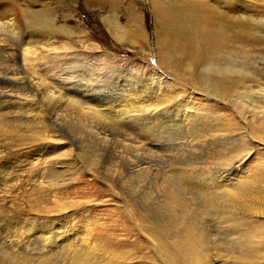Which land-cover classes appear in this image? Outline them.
Segmentation results:
<instances>
[{"label":"rangeland","instance_id":"374dc122","mask_svg":"<svg viewBox=\"0 0 264 264\" xmlns=\"http://www.w3.org/2000/svg\"><path fill=\"white\" fill-rule=\"evenodd\" d=\"M200 2L208 7V20L204 41L193 50L172 38L169 28L159 23L149 0H0V14L15 19L23 36L33 31V39L38 41L34 46L66 45L91 54L106 53L116 62L113 70L119 76L130 74L146 81L154 78L155 71L162 79V88L168 90L165 101L171 100L167 104L173 105L170 117L177 113L176 119L181 121L175 120L177 126L167 133L179 131V125L185 129L181 118L185 112L196 116L194 124H203L205 131H220L192 151L183 147L182 141L167 140V136L161 139L159 130L151 125L143 129L160 139L156 142L116 123L110 130L136 138L140 150L129 148L121 157L99 145L97 162L92 166L87 162V150L93 145L86 142L91 135L85 134L86 141L75 144L77 130L70 129L68 123L62 129L56 125L40 129L38 138L33 137V130L29 131L33 136H24L27 132H23L8 137L7 142L15 146L11 157L30 155L38 160L33 164L38 168L29 179L33 186L25 194L18 193L22 207L17 213L10 209L0 212V253L9 248L7 254L12 258L18 255L15 260L20 264H41L44 255L70 264L73 261L58 255L71 253L66 258H73L69 251L87 245V252L101 264H174L172 252L177 251L181 238L161 230L150 215L159 209L160 180L167 178L165 173L169 171L183 179L179 174L181 162L194 160L202 166L205 161L210 163L206 154L218 149L226 160H210L208 165L224 177L225 190L237 191L231 196L234 209H225L233 214L222 217L235 221L238 232L225 228L232 222L213 224L202 215L208 241L201 246L202 231L194 226L187 229L182 240L189 244L192 261L183 263L193 264L192 254L199 252L205 264H264V0ZM48 29L53 33H44ZM119 76L115 75L117 80ZM129 82L133 83L126 84ZM114 89L102 86L100 93H106L99 98L105 99ZM154 92L153 99H158L160 90ZM115 98L122 99L119 95ZM42 158H48L51 171L57 170L55 183L41 180L39 174L48 172L41 167ZM115 163L116 167L110 169ZM135 165L152 174L142 178L129 175L138 169ZM120 172L126 176L120 178ZM137 186L142 187L136 190ZM146 192L153 199L143 204ZM44 230L55 232L50 244L37 238V232ZM242 233L247 246L240 245ZM28 237L31 242L13 247L17 239ZM236 245L239 247L234 250ZM249 254L256 259L246 256Z\"/></svg>","mask_w":264,"mask_h":264},{"label":"bare ground","instance_id":"6f19581e","mask_svg":"<svg viewBox=\"0 0 264 264\" xmlns=\"http://www.w3.org/2000/svg\"><path fill=\"white\" fill-rule=\"evenodd\" d=\"M149 2L155 9L154 13L159 23L169 28L172 38L179 44H186L187 48L197 50V44L204 41L203 36L208 20L207 5L201 3L200 0H149ZM3 13L0 14V84H3L0 88L1 213V210L10 209V211L15 212V215L17 210L22 207L17 201L21 200L18 193L25 194L27 189L33 186L34 183L29 179L32 177V172L38 168L33 165L38 160L35 161L30 155H18L17 158L11 157L12 149L15 146L13 142L7 141L10 140L8 139L10 136L11 138L12 136L16 137V133L27 132L24 136H33L29 133L33 130L35 135L33 137H37L40 129H47L51 125H56L62 129L65 127L64 123H68L70 129L76 127L77 138L74 141L75 144L79 142L82 144L83 140L86 141L85 134L91 135V138L86 141L93 145L89 146L90 150H87V162L91 166L97 162L99 145L109 147L114 155L118 154L121 157L127 153L129 148L135 151L140 150V142L136 138L132 137L131 139L127 134L119 136L110 130V126L116 123L125 126L129 130L131 128L137 131L139 135L156 142L160 139H156L155 135L148 134L147 130L145 132L143 129L147 127L150 129L151 125L155 130H159L157 134H160L161 139L167 136V140L182 141L183 147L191 148L192 151H197L206 140L212 137L215 138L219 134L220 131L215 128H209L208 131H205L201 122L202 126L199 123L194 124V122H197L194 121L196 116L187 112L181 117L185 129L179 125V131L167 133L169 128L177 126L175 120L178 122L180 120L176 119L177 113L170 117L173 112V105L167 104L171 103V100L165 101V98H169V93H167V89L162 88V79L157 76L155 71L154 78L148 77L146 81L133 78L130 74L128 76L120 74L119 76V74H114L113 70L116 62L109 60L106 53L91 54L86 51L73 50L66 45L43 44L34 46L38 42L33 39L34 32H28L26 36H23L22 33L24 32L15 19L9 18L8 14ZM44 33L50 35L53 31L48 29V32ZM115 75L119 76L118 80ZM126 81L133 82V85L130 82L126 84ZM155 83L160 84L155 86ZM102 86H105V88L115 86L113 92H108V96L105 99L103 97V100L99 98L100 94L106 93L104 90L100 93L99 88L101 89ZM157 89L160 90V93H158L160 95L157 94L158 99H153V93ZM68 94H73L74 97L69 98L67 97ZM116 95H119L122 99L117 101ZM149 96L152 98L150 99ZM112 100H115L116 103ZM149 141L148 143H150ZM80 151H83V149ZM205 158L211 163V161H225L226 155L218 149H212L206 154ZM125 160L130 161L126 158ZM39 161H42L41 167L47 168L48 171L39 174L41 180L42 178L50 179V184L51 180L52 183H55L58 180L57 170L51 171L49 169L48 158H42ZM205 162H202L204 164L202 166L194 160L181 162L183 167L179 169V174L181 173L180 175H184L186 178L184 176L183 179L180 176L176 178L177 173L173 174L169 171L173 176L169 175V172L165 173L168 182L165 177L164 180H160L162 182L160 183L161 186L158 187L160 188L158 197L161 200L156 203L159 209L150 213V215L154 217L156 225L161 230L181 238L177 251L172 252L174 264H184L183 260L192 261L189 244L182 240L188 233L187 229L194 226L197 227L198 231H202L201 246L205 245L206 239L208 241V233H206L204 224L200 219L202 215L210 218L209 222L211 223L224 224L232 222L225 228L227 230L231 229L234 233L238 232L239 225L235 221L222 217L225 213L233 214L225 209H234L230 204L237 191L234 192V188H227L226 191L227 186L224 177L219 176L217 171L212 172L214 168L208 165L210 163ZM109 167L114 169L116 163ZM136 168L138 169L129 170V175L134 174L138 178L152 174L145 169ZM125 176L120 172V178ZM158 176L161 175H157V178ZM171 177L175 180L170 181L169 178ZM196 177H199L198 180H196ZM194 180L197 182L202 181V184H197ZM140 187L142 186H137L136 190L141 189ZM155 191L157 190L155 189ZM143 195L145 199L143 204L149 198L153 199L151 195H147V192ZM129 201L133 202V199ZM129 201L126 200L128 206ZM144 207L148 210L147 206L143 205ZM127 208L130 210L129 207ZM11 212L9 213L11 214ZM3 215L5 214L3 213ZM37 234V238L46 244H50L55 239L53 230H44L37 232ZM243 236H245V233L240 236V245L247 246L248 243L244 241V238L242 239ZM30 240L31 237L22 241L17 239L12 245L13 247L14 245L21 247L31 242ZM238 247L236 245L233 249L235 250ZM87 248V245H85L80 250L69 251L72 252L73 258H66L71 253H61L58 258L73 261L70 264H101L98 260H94V256L87 252L89 251ZM7 249L0 253V264H20L15 260L18 255L12 258L11 254H7ZM164 252L166 253L165 250ZM245 252L250 253V251ZM200 255L199 252L192 254L193 264H205L206 259ZM246 256L256 259L250 254ZM60 263L61 260L57 258L53 260L52 255H44V259L41 261V264Z\"/></svg>","mask_w":264,"mask_h":264}]
</instances>
